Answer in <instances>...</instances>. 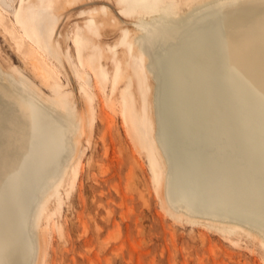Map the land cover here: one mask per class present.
<instances>
[{"label": "bare ground", "instance_id": "1", "mask_svg": "<svg viewBox=\"0 0 264 264\" xmlns=\"http://www.w3.org/2000/svg\"><path fill=\"white\" fill-rule=\"evenodd\" d=\"M15 1L0 0L14 17L9 28L0 10V25L51 93L0 62V264H45L51 200L60 204L78 175L96 124L86 64L111 93L124 81L122 116L164 210L233 242L246 236L264 253V0ZM76 7L87 14L73 35L77 65L59 42L60 16ZM107 29L119 31L108 46L120 49L113 75L95 42ZM66 62L83 80L82 109L57 75Z\"/></svg>", "mask_w": 264, "mask_h": 264}, {"label": "rangeland", "instance_id": "2", "mask_svg": "<svg viewBox=\"0 0 264 264\" xmlns=\"http://www.w3.org/2000/svg\"><path fill=\"white\" fill-rule=\"evenodd\" d=\"M94 5V2L87 0L81 9ZM111 7L118 12L116 6L111 4ZM0 10L4 16L3 23L11 28L12 12L1 7ZM78 10L76 7L69 15L62 14L59 27L60 45L65 52L70 51L76 65L78 61L73 35L76 34L77 25H82L84 15H87L76 13ZM131 22L128 19L132 27ZM15 29L14 36L22 38L24 50L29 48L27 37ZM118 35L119 31L107 29L95 39L96 45L105 54L103 63L111 75L115 71V59L120 55V49L117 48L118 53L114 56L108 46L115 44ZM0 62L4 69L10 62L18 65L46 93H51L50 88L33 75L25 58L16 49L14 39L2 25ZM84 69L92 76L89 88L94 95L96 124L91 139L83 140L84 152L78 175L61 187L60 204L51 200V228L47 235L45 264H264L263 251L257 243L245 239L246 236L235 238L236 242H233L222 233H216L215 229L213 232L212 228L207 229L201 224L194 225L186 219L179 223L164 210L152 180L146 153L135 146L122 116L124 81H120L111 93V81L105 89L87 64ZM72 72L66 62L65 69L57 70V75L66 89L74 92L77 104L82 109L83 100L78 90L83 80ZM152 75L148 114L153 123L156 82ZM131 90L136 107L140 109L136 83L132 84ZM57 223L62 226L61 232L57 229Z\"/></svg>", "mask_w": 264, "mask_h": 264}]
</instances>
